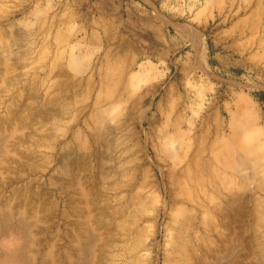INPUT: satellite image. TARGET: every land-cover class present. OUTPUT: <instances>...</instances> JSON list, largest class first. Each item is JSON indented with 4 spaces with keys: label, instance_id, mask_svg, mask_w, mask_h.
Instances as JSON below:
<instances>
[{
    "label": "rangeland",
    "instance_id": "obj_1",
    "mask_svg": "<svg viewBox=\"0 0 264 264\" xmlns=\"http://www.w3.org/2000/svg\"><path fill=\"white\" fill-rule=\"evenodd\" d=\"M263 8L264 0H4L0 5V15L5 14L4 19L0 20V39L2 40H0V46L4 43L0 47V120L2 121H0V142L5 143V139L12 136V130L15 128L16 133L14 134L16 135H13L14 138L8 147V152L10 155L14 151L15 154L22 153L21 155H28L30 160L37 161V154L40 151L45 152L48 144V141H41L39 139L38 133L34 131L37 127L38 129H45L43 131H52L58 147L71 142V132L75 129L80 132V141H86L84 128L79 123L84 118L86 112L87 107L84 104L79 106L82 109L79 114L80 118L77 120L78 125L73 126L72 123L69 125L67 123L69 117H62L60 115L55 116L53 122L44 120L41 124L34 122L38 121L35 120L38 115L35 107L29 108L30 111H26L24 106L28 101L31 104L34 102V105L38 101H36V97H30L31 95L23 87L18 74L21 75L22 72H28L34 75V71H37L36 74L40 77L39 79H44L43 84L45 86L56 83L59 86L60 92L66 91L63 92L64 94L69 90L73 92L79 90L81 92L85 91L87 78L90 77L92 85L97 91L100 70H106L108 68L112 70L121 66V69H124L126 73L125 75H141L143 74L141 70L142 66L148 60L152 59L158 67L157 75H141L140 79L132 86H129V88L131 90L130 92L137 94L146 92L148 88L150 89V93L146 94L144 106L146 107V116L154 117L153 128L149 129L147 122L143 124L138 122L137 126L141 143L143 142L142 144H144L147 140L152 143L151 140H153L160 158L168 162V165L165 164L167 165L166 167H164L165 165L162 166L163 168H159L157 162L153 163V169L156 171L159 179H162L164 183L167 182V176L165 175L166 169L174 166L173 160L182 159L185 162L192 155L195 149L196 139L200 135L197 126L200 124L201 119L205 117L204 110L208 107L214 110L209 116V118L211 117L210 120H219L226 127L225 129H220L218 137H222L220 135H223L222 132L224 130V135L227 139L226 142L234 141L235 143H240L242 146L232 157V159H235L233 162H239L243 159L248 145L247 132L251 128L259 132L257 139L259 140L260 146L258 147L264 151V39H260L264 25ZM53 16L55 19H53ZM7 20L10 21V24H8ZM12 20L14 21L12 22ZM132 20H139L140 22L153 20V28L152 26L145 28L140 25L137 27V33L129 32L127 28H132V25H130ZM137 28L135 27V30ZM137 34L140 48L133 50L131 48V40ZM39 46L40 49H37ZM232 50L238 51L232 53ZM239 51H243L244 59L241 58ZM123 54H126L127 57L122 58ZM75 57L80 60L79 65L81 70H77V67H75L76 64L73 62ZM170 86L176 91L175 93L181 92L185 95L182 103L186 108V112L183 114L181 124L178 127H173L166 120V111L169 110L165 108L167 106H165L164 102L160 104L162 106H160L159 110L156 108V105L162 100L161 97L165 91L164 88L168 89ZM106 108V121L108 120L113 125L116 119L115 116L118 113L122 114L124 112V101L113 99L106 104ZM8 109H13L18 114L15 127H13L14 123L8 116ZM71 110L74 111L72 107ZM24 112H27V114L25 115ZM23 116H25V120L29 119L28 121L30 122L23 123ZM2 117H4V120L1 119ZM170 118L173 121L172 115ZM35 126L36 128H33ZM28 129H30V132ZM231 132L237 134L235 135L237 137H230ZM222 146L223 143L218 145L216 152L222 150L219 149ZM39 149L40 151H38ZM0 151H2L1 148ZM75 157L77 159H73L70 168L67 167L68 169L66 171L57 168L56 165H51L50 167V164L46 168L47 163L43 165L42 162H36L38 166L36 170H32L25 168V164H20L19 161L16 162V160L8 159L7 161L9 163L5 161L6 164L3 167L8 164L11 167L8 168L9 165L7 168L2 167V171L0 172L2 175L4 170V178L0 176V195L5 194V199L0 197V207L4 203L11 205L9 201H6L10 197L11 188L18 189L23 181L27 183L31 181L29 182L31 185L29 184L27 187L28 189L32 188L30 191L36 189L33 192L31 191L33 195H30V200L29 198L27 199L28 207L30 208H27L25 214L27 216L25 218L30 220L26 222L27 225L25 223V227H22L26 230L27 228H33V230H38L37 228L42 229L43 232L39 236H43L44 241L49 243V247L50 245L52 247L55 242L59 243V253H57L56 248L58 247L55 245V248H51L52 256H56L54 259L56 262L53 264H66L64 258H62L67 249V237L65 238V235L67 236L72 231L73 225H68L65 220L66 216L67 218H71L69 217L71 216V212L68 210L69 208L63 204L65 198L58 197L55 191H53L54 188H50L49 174L52 171L56 173L54 174L56 176L61 175L59 177L68 174L67 176L74 175L80 179V183L90 192L91 199L97 197L96 201L99 209L103 206L107 207L108 205H111L112 209H123L122 214H117V217L118 219L123 217L124 220L121 219V222L119 219V223L117 224L120 225L116 229H120L114 230V235L123 237V249H126V246L131 241L133 242L130 235L126 234L127 229L125 228L130 225L131 218L134 214L142 208L141 200L135 203L130 198H128V202L124 200L121 206L115 203H107L102 197L103 194H101L103 187L101 188V178L97 170L94 168L91 175L90 172L86 174L80 173L77 167L78 154ZM10 173L16 174L15 178L21 174L19 175L20 179L14 181V183H10L14 178L10 177ZM32 179L35 180L33 181ZM40 182L42 183L40 184ZM64 185L66 187L68 184L65 183ZM161 186L164 190L165 198L170 200L169 193L165 191L163 183ZM41 188L44 190H41ZM38 189L40 193L39 198L36 197L38 195ZM153 193L158 194V191L156 190ZM41 195L45 198L43 199ZM21 197H23L22 194L11 200L14 203L17 200L19 201L15 204L14 208L17 207L18 209L20 204L25 201ZM36 200L41 201L43 204V207L38 211H34ZM54 203L57 204L54 205ZM168 203L170 204L171 202ZM49 204L50 206L54 205L56 207L58 205V211L53 212L54 215L51 214L52 212L47 211L50 208ZM138 205L139 209L136 208ZM151 210H146L144 213L148 216L150 215L148 213L152 212ZM62 211L65 214V218H63V215H60L63 213ZM162 211L163 209H161L157 219L154 217L148 221L141 222V227L146 232L144 236L151 232H156L155 239L158 245L154 246L155 250L153 249V255L156 253L161 255L163 252L165 241L164 233L168 229L165 226L170 225L173 231L176 227L173 219L169 221V218ZM175 212L176 209H173L172 213L174 214ZM36 214H39L37 215L38 217ZM18 218H21V213L15 209L12 213L13 224L11 225L14 228V225H17L16 222L19 220ZM58 221L60 222L59 224ZM14 228L13 230H15ZM57 228L60 229L58 230ZM51 233H54L55 236H51ZM57 233H61V236L59 235L60 237H58ZM51 237L53 239L58 237L57 239L60 238L61 240L59 239V242V240H53ZM44 244L37 245L38 247L35 246L33 248V251L35 250L34 256L39 260L41 252L47 246V244ZM118 249V246H114L111 253H118ZM57 254L60 256V259L57 258ZM114 257L116 261L123 259L122 264H126L128 260V258L125 259L117 255ZM51 261L52 259L49 260L50 264H52Z\"/></svg>",
    "mask_w": 264,
    "mask_h": 264
},
{
    "label": "bare ground",
    "instance_id": "obj_2",
    "mask_svg": "<svg viewBox=\"0 0 264 264\" xmlns=\"http://www.w3.org/2000/svg\"><path fill=\"white\" fill-rule=\"evenodd\" d=\"M3 1L4 0H0V5ZM4 15H0V20L4 19ZM54 16L53 19H55ZM13 21L14 20H12V22ZM9 22L10 21H8V24H10ZM144 27L146 28V26ZM262 31L260 39H264V25ZM3 44L4 43H2L0 47H2ZM131 48L133 50L140 48L138 37L131 40ZM37 49H40V46ZM236 51L238 50H232L231 52L235 53ZM239 54L241 58L244 59L245 56L243 51ZM126 57L127 55L123 54L122 58ZM73 62L76 64L75 67H77V70H81L79 65L80 60L75 57ZM45 63L47 62L45 61ZM32 65L34 64L32 63ZM22 66L24 65L22 64ZM121 68V66H118L116 69L112 70H109V68L106 70H100L97 91L92 85V81L89 77L86 81L87 84L85 91L81 92L79 90L73 92L69 90L66 94L63 93L65 90L60 92L59 86L56 83H51L49 86H45V84H43L44 79H39L40 77L36 74L37 71H34V75H31L28 72H22L21 75L18 74V77L21 78L23 87H25L31 95L30 97H36L35 99L38 101L36 105H34V102L31 104V102L26 101L27 103H25L24 106L26 111L29 110V108L35 107V111L38 114L35 120L38 121L34 122H39L40 124L43 123V120L53 122L55 116L60 115L62 117H69L67 123L69 125L72 123L74 126L78 123L77 120L80 118L79 114L82 108L80 109L79 106L84 104L87 107H85L86 112L84 118L79 123L84 128L86 141H80V132L75 129L71 132V142L67 145H60L58 147L55 143L56 139L54 138L52 131H43L45 129H38V127L36 128L35 126L33 128L37 129L34 131L38 133L39 139L41 141H48V144L45 152L40 151V149L38 150L40 152L37 154V161L35 159V161H33V159L30 160L28 155H21L22 153L15 154V151L10 155L8 152V147L11 145V141L14 138L13 135H16L14 134L16 133V130L13 128L12 136L5 139V143L0 142V148L2 149V151H0V172L2 171L3 165L6 164L5 161L8 159L16 160V162L19 161L20 164H25V168L32 170H36L38 163L42 162L43 165L47 163L46 168H48L50 164V167L51 165H56L57 168L66 171L68 169L67 167L70 168L73 159L76 158V154H78V171L82 174L90 172L91 175L94 168L97 170V173L101 178V188L103 187L101 194H103L102 197L107 203H115L121 206L124 200H127L128 202V198L134 200L135 203L141 200L142 203V208L140 207L141 210L134 214L132 218L130 217V225L126 228L124 227L127 229L126 234L130 235L133 242L131 241L128 246H126V249H123V237H117L114 235V230L116 231L118 229H116V227L120 225L117 224L119 223V219L121 222V219H123V217L118 219L117 214L121 215L123 209H112L111 205H108L107 207L103 206L99 209L96 201L97 197L91 199L90 192L80 183V179L76 178L74 175L67 176L68 174L66 176L62 174L64 177H59L61 175L56 176L54 175L56 173H53L52 171V173L49 174L50 188H54L53 191H55L58 197L65 198L63 204L64 206L67 205L69 208L68 210L71 212V216L69 217L71 218H67V216L66 218L64 217L65 210L64 212L62 211L63 213L60 215H63V218H65L68 225H73L72 231H70L67 236L65 235V238L67 237V249L62 258H64L66 264H122L123 259L116 261L114 257L116 255L125 259L128 258L126 264H264V151L260 150L258 147L260 146L259 140L257 139L259 132L253 128L248 130V145L245 155L239 162H233L235 159H232V157L242 146L240 143H235L234 141L226 142L227 139L224 135V130L222 132L223 135H220L222 137H218L220 129H225L226 127L221 124L222 122L219 120H210L211 117L209 118V116L214 110H212L211 107L206 108V110H204L205 117L201 119L200 124L197 126L200 138L198 137L196 139L195 149L192 155L189 156L188 160L185 162H183L182 159L173 160V165L176 167L172 166V168L168 167V169H166L165 175L167 176V182H165V184L162 179H159L156 171L153 169L154 166L152 165L154 162H157L158 167L160 168L165 164L168 165V162L160 158L153 140H151L152 143L148 140L145 141L144 144H142L143 142L141 143L140 133L137 126L138 122L140 124L147 122V127L149 129L153 128L154 117L146 116V107L144 106L146 94L150 93V89L148 88L146 92L137 94L130 92L131 90L129 88V86H132L140 79L141 75L156 74L158 72V67L156 63H154V60L150 59L142 66L141 70L143 71V74L141 75H125L126 73L124 69ZM164 90L165 91L161 97L162 100L156 105V108L159 110L160 106H162L160 104L164 102L165 106H167L165 108H168L169 110L166 111V120L169 121L173 127H178L181 124L183 114L186 112V108L182 103V99L185 95L178 91V93H175L176 91H174L171 86L168 89L164 88ZM113 99L124 101V112L122 114L118 113L115 116L116 119L113 125H111L108 120L106 121V104ZM71 107L74 111L71 110ZM24 114L26 115L27 112H24ZM171 115L173 116V121H171ZM8 116L14 123L13 127H15L18 114H16V111L13 109H8ZM4 117L1 119L4 120ZM23 117L24 119L22 121L23 123H26L29 119L25 120V116ZM28 130L30 132V129ZM235 135L237 134L231 132L230 137L232 136L233 138H236L237 136ZM233 138L231 139L233 140ZM221 143H223V146L219 149L222 150L218 149L219 151L216 152L218 145ZM20 149L22 150V148ZM36 162L38 163L36 164ZM7 163L9 162L7 161ZM8 165H5L4 167L10 168V164ZM3 174L4 170L0 176L3 177ZM9 175L10 177L15 178L16 174L10 173ZM19 175H17L15 179H11L12 182L10 183L19 180ZM6 178L8 177L6 176ZM6 181L5 183L8 182ZM29 182L27 183L23 181L16 190L11 188V192L9 191L11 198L9 197L8 200L6 199L11 205L4 203L0 208V212L3 213H13L15 209L21 213V218H18L19 220L16 222L17 225H14L15 228L12 226V230L13 228L15 230L10 233L12 241L11 252L13 255L22 256V261L17 264H50V259H52L51 262L53 264L56 262L54 261L56 256H52L53 253L51 254V248H55V246L58 247L59 243L55 242L52 247L51 245L49 247V243L44 241L43 236H39V234H42L41 232H43L42 229L36 227L38 230H33V228H27L26 230L24 228L25 223L30 220L25 218V216H27L25 215L27 208H30L28 207L27 199L31 197L30 195L32 192L36 190H31V192L30 189L32 188H27L29 184L31 185ZM41 183L42 182H40V184ZM65 183L68 184L66 187L64 185ZM162 183L165 191L169 193L168 196L170 197V200L165 198L164 190L161 186ZM41 190L44 189L41 188ZM156 190L158 191V194L153 193ZM21 194L23 195L21 198H24L25 201L23 200L24 202H20V206L18 203V209L17 207L14 208L15 204L19 201L17 200V202L14 203L11 202V200L17 196L19 197ZM37 194L36 197L39 198V189ZM45 194L48 196L47 193ZM0 197L5 199V194H1ZM42 198L44 199L45 197ZM168 202L171 203L169 204ZM57 203H54V205ZM32 205L34 204L32 203ZM54 205L50 206L49 204L50 208L47 211L52 212L51 214L58 211V205L57 207ZM42 207L43 204L41 201L36 200L34 211H38ZM136 208L139 209V205L136 206ZM150 209H152V212H149L148 214L150 215L147 216L144 212ZM161 209H163L166 217L169 218V221L170 219H173L176 227L173 231L170 225L165 226V228L168 229L167 232L164 233L165 241L163 252L161 255L158 253L153 255L152 252L154 246L158 245L155 239L156 232L154 231L144 236L146 232L143 231L141 222L148 221L154 217L157 219ZM173 209H176L174 214L172 213ZM6 215L5 217H7ZM37 215L39 214H36V216ZM11 217L9 218L12 219ZM37 221L36 223H38ZM59 223L60 222L58 221V224ZM51 224L53 223L51 222ZM33 227H35V225ZM61 233H57V236L60 237ZM52 235H54V233H51V236ZM58 237H55L56 239L51 238L57 241L60 239H57ZM44 243L47 244V246H44L45 248L43 251L41 250L42 252L39 260L34 256L35 250L33 251V248ZM114 246H118V253H111ZM56 249L57 253H59V247ZM57 256V258L60 259L58 254Z\"/></svg>",
    "mask_w": 264,
    "mask_h": 264
},
{
    "label": "crops",
    "instance_id": "obj_3",
    "mask_svg": "<svg viewBox=\"0 0 264 264\" xmlns=\"http://www.w3.org/2000/svg\"><path fill=\"white\" fill-rule=\"evenodd\" d=\"M152 22H153V20H146L145 22H140L139 20H137V21L132 20L130 22L131 23L130 25H132V28H127V31L136 32L138 30L137 27H139L140 25H142L143 27L146 26V28H149L150 26H152V24H154ZM135 27L137 28L136 30H135ZM136 36L138 37V34ZM5 215L8 218L5 217ZM10 215L12 216L11 212H5V213L0 212V255H1L0 256V259H1L0 264H13V263L17 264V263L22 261V257L20 255H13V253L11 252L12 241H11L10 233L13 231L12 226H11L13 223H12V219L9 218V217H11ZM8 220H9V222H8Z\"/></svg>",
    "mask_w": 264,
    "mask_h": 264
}]
</instances>
